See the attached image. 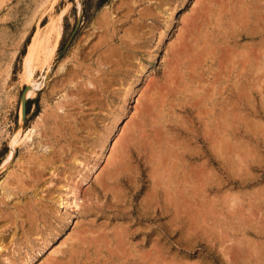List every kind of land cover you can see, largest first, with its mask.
I'll return each mask as SVG.
<instances>
[{"label": "rangeland", "instance_id": "obj_1", "mask_svg": "<svg viewBox=\"0 0 264 264\" xmlns=\"http://www.w3.org/2000/svg\"><path fill=\"white\" fill-rule=\"evenodd\" d=\"M137 1L0 0V264H50L53 261L51 259L56 256L68 259L73 244L76 255L72 252L70 264H149L145 257L148 250L154 255L152 260L155 261H152V264H264V256L263 261L257 260L260 258L258 255L261 254V257L264 255V104L262 103L264 93L262 88L255 85V80L253 87H250V83L256 77L255 74L247 73L246 76L250 75L248 78L250 82L247 81L246 84L242 82L238 88H234V82H231L229 85L231 90L228 91L225 89L228 84L225 77L218 84V93L215 96L218 102L216 110L221 117L219 118L221 121L217 122V126L222 128L221 136H224L225 131L223 130L225 128L223 114L226 113L224 107L226 110L230 109V105H226L225 101L228 104L232 98L231 103L236 108V112L243 111L237 114L238 117L235 116V123L228 128L234 135V144L236 143L234 149L230 150L237 157L236 161L213 157L211 140L213 125H209V122L206 124L205 120L195 116L194 111L184 112L180 100L175 101L179 104L174 106L173 113L165 117L164 124L161 122L162 126L168 127L170 133L177 137L181 145H185L182 159H185L186 163L181 175L187 176L186 189L190 195L188 194L186 205L191 211L187 213L188 218L187 215L184 217V226L177 221L178 218L173 210L175 206H172L166 214H161V208L157 207L155 220L141 219L136 213L137 210L131 213L130 210L143 200L148 189L149 182L145 181V175H142L144 179L140 176V191L134 190L135 193L133 191L128 193L127 196L130 198L122 202L125 205L121 202H119L121 205L118 202H116L117 206L113 205L115 200L112 192L109 196L104 197V194L102 196V187L98 185L97 177L105 168L116 140L122 134L121 130L136 112L138 103L136 100L139 94L126 103L124 91L129 84L144 89L151 76L157 78L161 75L167 47L177 40L183 17L190 13L195 2V0L184 2L175 12L172 13L171 10V14H168L160 13L162 7L156 8V0ZM183 1L185 0L175 2L171 8L174 9ZM124 2L135 8L126 18L122 15L125 9L123 7L126 6L122 5ZM144 7H151L153 11L156 8L158 19L149 16L139 19V11ZM106 14H110L116 21L115 38L112 43L119 44L122 39L128 41L130 39L128 32L130 36L136 37L135 40L139 43L147 44L148 48H144L145 50L141 52L129 51L128 59H124L126 53L120 48L119 53H121L107 63L108 65L100 66L104 71L102 78L104 80L101 86L94 89L93 96L96 97L92 98L91 95V98L90 96L88 98L83 95L84 98L83 96L65 98L67 93L76 90L75 86L79 85L77 81L83 80L76 79L77 81L75 80L65 91L63 86L55 87L67 67L77 68L81 65L84 69L87 65H91L92 69L88 71L93 76L100 74L97 70V58L101 47L95 51V46L105 38L102 23L108 16ZM57 22L62 23V37L51 59L50 70L47 71L46 66L37 69L35 79L39 82V86L36 89L37 94L31 97L30 88L24 80L25 57L31 43L38 35L36 33L41 31L43 36L47 35L53 24H58ZM129 28L131 32L128 31ZM134 28L136 32L133 31ZM162 34L165 35L163 39H161ZM55 40L54 32L52 43ZM247 42L251 41L239 40V43ZM258 42V40L252 41L251 47L256 49L255 45ZM104 46L102 50L105 49ZM86 54L88 57L83 58ZM116 59L119 62L123 61L121 65L115 67ZM141 66L144 67V71L138 80L139 76L136 75L135 70L140 69ZM90 88L93 89L94 86L91 85ZM27 89V100L23 104V116H21L20 98ZM228 94L231 96L229 97ZM250 98L253 99V107L251 102H248ZM67 100L72 103L58 110L60 117L56 118L57 120L50 116L53 109L56 111V106L60 102ZM126 106L127 109L124 110ZM123 112L126 113L124 116ZM243 113H250L248 126L254 130L247 126ZM66 114L70 115L66 116ZM116 114L122 115L123 118L114 129L108 147L104 150L97 149L96 155L88 132L93 133L95 131L92 132L93 129L104 132V128L111 124V119ZM179 114L184 115L186 123L181 122ZM63 115L66 118L63 119ZM35 125L38 127L32 138L16 148L15 143L12 142L16 132L19 131L24 136ZM83 128L86 132L82 130ZM248 129L256 132L259 144L246 132ZM253 142L258 144L259 150H256ZM254 150L255 152H252ZM12 151L14 155L7 162ZM239 155L246 156L248 160L246 163L249 164L243 163ZM44 164L46 166H43ZM233 164L237 168L233 167ZM199 166L202 167L204 174L201 182L203 198L198 199L203 201L200 210L198 201L191 193L193 183L190 182L189 177L190 172L197 170ZM247 166L250 168L248 169ZM86 176L87 180L84 181ZM70 185H76L80 191L78 206L68 203L71 202L70 196L65 203L60 202L61 196L68 198L66 191L70 189ZM132 197L134 205L130 202ZM231 199L241 201L238 204L240 208L235 207L237 211L230 207ZM192 215L193 217H189ZM126 223L132 224L131 229L137 227L139 223V226L142 225L132 239L133 245L129 248L127 245L117 246V248H125L126 252L118 250L114 253L112 246L104 241L73 243L74 235L77 236L87 226L105 224L109 232L116 224L126 227ZM168 225L169 229H167ZM251 244L254 246L252 247ZM231 246L233 249L229 250ZM253 248H258L259 251H253ZM58 250L64 253L60 251V254H56ZM127 252L129 255L125 254ZM122 253L127 256L121 258Z\"/></svg>", "mask_w": 264, "mask_h": 264}, {"label": "bare ground", "instance_id": "obj_2", "mask_svg": "<svg viewBox=\"0 0 264 264\" xmlns=\"http://www.w3.org/2000/svg\"><path fill=\"white\" fill-rule=\"evenodd\" d=\"M178 1L179 0H156L157 2L156 8L162 7L160 13L165 12L169 14L171 10L172 13L175 12L180 5L184 4V2L187 3L190 0H185L183 1V3H178V5H176L175 8L172 9L171 6L175 2L177 3ZM135 2L138 1L135 0ZM122 5H126L125 7H123L125 9L122 14L126 18L129 12H131L135 8L131 7L128 2H124V4ZM81 10L82 8L80 7V11ZM155 10L153 11L151 7H144L141 11H139L138 18L143 19V18H147V16L152 18H157L158 14ZM106 16L107 17L105 19L103 18L104 21L102 23L105 29V32L103 34L105 35V38L103 41H101L100 43H98V45L95 46V51L101 47L99 56L97 58V63H98L97 70L98 72H100V74L98 76H93L88 71V69H92L91 65H87V67H85L84 69L81 68L82 67L81 65L80 67L77 68L70 66L67 67L66 71L63 73V76L61 77L59 82L55 84V87L58 88L59 86H63L65 91L66 88L68 86L70 87V85L76 79L82 78L83 80L81 82H78L76 80L77 83L79 84L75 86L77 87L76 90L72 91L71 93L70 92L67 93L64 96L65 98H70L73 96L74 97L80 96L81 98L83 95L87 97L90 96L91 98V95L93 96L95 92L94 89L97 88V86L98 87L101 86L102 80H104L102 79L104 75V71L103 69L100 68V66L102 67V65L109 63L110 61H112L114 57L120 54L121 53V52L119 53L120 48L123 49V51L126 53L124 59L125 58L128 59V57H130V54L128 53L129 51L141 52V50H143L144 48H148L147 44L143 42L142 44L139 43V41L135 40L136 37L130 36V34L127 31H126L127 35L128 37H130L128 41L122 39L119 44L112 43V40L115 38L116 21L114 18H112L110 14H106ZM182 23H183L182 28L177 36V40L171 43L167 47V51L165 53L162 64L163 71L161 75L157 78L156 77L152 78L151 76L150 80H148V83L144 89L136 88L132 83H131L132 85L128 83L129 87L127 88L126 91H124L125 93L123 92L125 94L126 103L139 94L138 100H136L138 101L136 105V112L127 121L123 130H121L122 134L118 136L116 143L111 151L110 157L107 160L105 168L101 173L99 172L100 174L97 177V183L99 186L102 187L101 190L102 196L103 194L104 197L106 195L109 196V193L112 192L113 199L115 200V203H113V205L117 206L116 202L122 203L126 201L127 198L128 199L130 198L127 196V194L130 193L131 191H133V193H135L134 190L140 191L141 189L140 176L142 177V175H145L144 176L145 181L149 182L148 189L145 191L143 200L140 201V203L136 205L134 209L130 210L131 213L137 210L136 213H138V216L141 219L143 218L147 220H151V219L155 220L156 216L154 214L157 211V207L161 208V214H166L170 211L172 206H175L173 210L175 211V215L178 218L177 221L184 226L185 223L184 217L187 215V213L191 211V209L186 205V200L189 194L186 189L187 176L181 175V171L185 170L183 166L186 163L185 162L186 160L182 159L184 158L183 155L185 151L184 150L185 145L184 144L181 145V143L177 141V137L170 133L168 127H166L165 125L162 126V123L164 124L166 120L165 117L169 113L171 112L173 113L172 109L174 108V106L176 104H179L178 102L175 101L180 100L181 107L184 112L194 111L195 116L199 117L201 120H205L206 124L209 122V125L210 124L213 125L212 127L213 129L211 133L213 157H217L216 159L218 158L222 159V157H224V159L226 160L236 161L235 158L237 157H235L234 152L232 153L230 151L231 149H234L236 143L234 144V140H233L234 135H232L231 130H229L228 128H230L231 124L235 123L236 121L235 116H237V114L243 111L240 112L237 111L238 113L236 112V108H234L232 105L233 103H231L233 100L232 98L228 104L225 101L226 105H230V109L228 108L226 110V108L224 107L226 111V113H224L223 111L224 113L223 123L225 126V128L223 127L224 128L223 130H225L224 131L225 137L221 136L222 128H220V126H217V122L221 121L219 119L221 117L219 116V113L216 110V106H218V102H216L217 98L215 100V96L218 93V84H220L222 80L225 79V77H227L225 81H227L226 83H228L227 86L225 84L226 86L225 89L228 91V89L231 90V88L229 87L231 82H234L233 84V86L235 85L234 88L236 87L238 88V86L242 82H245L246 84L247 81H249L248 78L251 74H255L256 77L255 79L252 80V83H250V87H253L255 80L256 82L255 85L256 86L258 85L259 88H262L263 89L262 92L264 93V0H195L194 6L191 8L190 13L184 15ZM135 29L136 28H134L133 30L134 32H136ZM47 31L48 29L45 31V33ZM128 31L131 32L130 28L128 29ZM40 32L41 31H39V33L38 32L36 33V35L37 34L38 35L31 43L24 61V80L25 83L28 84L30 88L29 91L31 92L30 93L31 97L37 94L36 89L39 86V82L36 81L35 79V73L37 69H39V67L43 69L44 66H46L47 71H49L51 68V59L53 58L54 53L56 52L60 39L62 37V23L59 22L58 24H53L52 29L45 36H43L42 32L41 33ZM54 32L56 33V40L54 43H52V35ZM164 37L165 35L162 34L161 39H163ZM243 39L249 40L251 42L254 40H258L259 41L258 44L255 45L256 49H254V47H251L252 44L251 42L239 43V40H243ZM103 46L105 47L104 50H102ZM85 57L87 58L88 54L83 56V58ZM79 60L80 59L78 58V62L79 64H81ZM122 61L119 62L118 59H116L115 67L120 63H122ZM127 68L128 67H126V69ZM143 71H144L143 66H141L140 69L135 70L136 75L139 76L138 80L141 78ZM247 73H250V75L246 76ZM91 85L92 87L94 86L93 89L90 88ZM27 93H28V89L22 93V97L20 98V103L22 106L20 110L21 116H23V106H24L23 104L27 100ZM230 94H228L229 97L231 96ZM94 96L96 97V95ZM94 96L92 98H94ZM262 96L264 97V94ZM82 98H84V96ZM252 101L253 99L248 101L249 103L251 102L250 103L251 106L253 104ZM69 103L71 105L72 102H70V100L60 102L56 106V111L53 109L50 116H52L55 120H57L56 118L60 117V114H58V110L63 109L67 105L69 106ZM262 103L264 104V98H262ZM183 104L185 106H183ZM126 109L127 106L124 110ZM242 110H244V108ZM261 113L262 112H260V115ZM125 114L124 112L122 113L123 116ZM221 114L222 113H220V115ZM243 114H244L243 116L244 118L243 117L242 118L245 119L248 126L250 113H243ZM69 115L66 114V116ZM122 115L116 114V116H113L112 119L110 118L111 124L109 126L106 125L107 128H104L105 129L104 132L101 131L97 132L96 129L92 130V132L95 130L93 133L88 132V137L91 136L89 139L92 140L91 144L95 151L94 152L95 154L97 153V149L104 150L105 148L108 147L107 144L109 143L110 138L114 133V129L117 128L119 121L123 118ZM179 117L181 119V122L183 123L187 122V120H185L184 118V115L179 114ZM62 118L64 119L66 117L64 116ZM254 124H256V122H254ZM258 126L260 127V125ZM37 127L38 125H35L24 136H22L19 131L16 132V134L12 137V142L15 143L14 145H16V148L20 146L23 142H26L28 141V139H31L33 134L37 131L36 130ZM82 130H85V128H83ZM251 130L248 129L246 130V132L249 133L253 141L255 140L258 143V139H259L258 135L256 134V132H252ZM223 137L224 138L227 137L226 138L227 140L224 139ZM260 137L262 138V136ZM257 143H255L256 146L254 145V147H256V150L258 149L257 145L259 144ZM252 152H255V150ZM13 155H14V151H12L11 155L8 157L7 162L13 157ZM227 157H229V159H227ZM239 159L242 160L243 163H246L248 161L246 160V156L242 157L241 155H239ZM81 162L83 161L81 160ZM39 164L42 165L40 161ZM248 164L249 163H246V165ZM92 165L96 166V164H92ZM43 166L46 165L44 164ZM233 167L237 168V166H234V164ZM247 168L249 169L250 166L249 167L247 166ZM230 170L232 172L233 169ZM187 175L189 176V174ZM203 176L204 174H202V167L200 166L198 167L197 170L195 169L191 171L189 176L191 179L190 182L193 183V189L191 193H193V196H195L193 198H195L198 201L199 204L198 207L200 206L199 210L201 209V206H203L201 204L203 203V201H201V199L198 200L199 198H203L202 188H201V182L203 181ZM86 180H87V176L85 177L84 181ZM66 192L68 198L62 196L59 198L61 204L65 203L70 196L71 202L69 201L68 203L72 205L74 203L75 206H78V200L80 199V195H79L80 191L77 188V186L70 185V189H68ZM133 197L130 202L131 204L134 205ZM231 201L232 204L230 207L234 208V210L235 207L238 206V204L241 202V201L239 202V200L237 201V199H231ZM163 202L164 204H162ZM199 210L197 212H199ZM239 216L241 215L239 214ZM189 217H193V215ZM94 220L92 219V221ZM109 220L111 221V219ZM139 224L138 226L136 225L137 227H135L134 229H131L132 224L130 223L128 224L126 223V227L125 226L123 227L122 225L117 226L118 224H116L113 227V229L109 230V232L107 230V226H104L105 224L98 226H96L97 224L95 226L94 225L87 226V228H84V230L79 232L77 236L74 235L75 239L72 238L74 239L73 243L76 241L78 242L83 241L82 243H84L85 241L87 242L104 241V243L105 242L106 244L109 243L112 246L113 248L112 252L118 250L126 252L125 248L123 247L117 248V246L127 245L128 246L127 248H129L131 245H133L132 239L135 238L136 234L138 233L139 227L142 226V225L139 226ZM167 229H169V225L167 226ZM73 245L70 248L68 259H64L61 257L57 258L56 255H55L56 257L52 255L55 258L51 259L53 261H51L50 264H70L69 262H70L71 254L72 252L74 253ZM230 249H233V246L229 247V250ZM256 250L259 251L258 248H253V251ZM60 251L61 250L56 251V254L57 253L60 254ZM148 251L149 252L145 255V257H147L146 261L147 263L152 264L155 261L152 260L154 255H152L153 252H150V250ZM61 252L62 254L64 253V251ZM125 254H128V252ZM125 254H123V256L120 255V257L121 258L126 257L127 255ZM263 256L264 255H262L261 257V254L258 255V257L260 258H258L257 260L260 262L263 261L262 260ZM155 259L157 258L155 257Z\"/></svg>", "mask_w": 264, "mask_h": 264}, {"label": "water", "instance_id": "obj_3", "mask_svg": "<svg viewBox=\"0 0 264 264\" xmlns=\"http://www.w3.org/2000/svg\"><path fill=\"white\" fill-rule=\"evenodd\" d=\"M22 97V96H21Z\"/></svg>", "mask_w": 264, "mask_h": 264}]
</instances>
